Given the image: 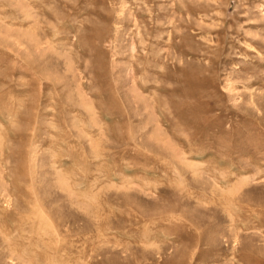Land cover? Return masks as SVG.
Listing matches in <instances>:
<instances>
[{
  "label": "rangeland",
  "instance_id": "rangeland-1",
  "mask_svg": "<svg viewBox=\"0 0 264 264\" xmlns=\"http://www.w3.org/2000/svg\"><path fill=\"white\" fill-rule=\"evenodd\" d=\"M0 264H264V0H0Z\"/></svg>",
  "mask_w": 264,
  "mask_h": 264
}]
</instances>
